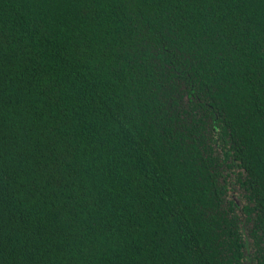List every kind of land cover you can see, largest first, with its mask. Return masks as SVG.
Instances as JSON below:
<instances>
[{"label": "trees", "instance_id": "1", "mask_svg": "<svg viewBox=\"0 0 264 264\" xmlns=\"http://www.w3.org/2000/svg\"><path fill=\"white\" fill-rule=\"evenodd\" d=\"M0 264H264V0H0Z\"/></svg>", "mask_w": 264, "mask_h": 264}]
</instances>
